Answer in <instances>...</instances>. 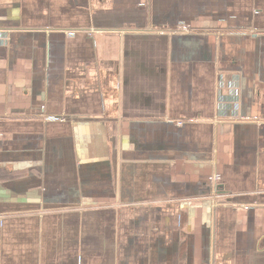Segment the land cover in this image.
I'll return each instance as SVG.
<instances>
[{"label":"crops","instance_id":"0c3cea01","mask_svg":"<svg viewBox=\"0 0 264 264\" xmlns=\"http://www.w3.org/2000/svg\"><path fill=\"white\" fill-rule=\"evenodd\" d=\"M0 264H264V0H0Z\"/></svg>","mask_w":264,"mask_h":264},{"label":"built area","instance_id":"2783aa9c","mask_svg":"<svg viewBox=\"0 0 264 264\" xmlns=\"http://www.w3.org/2000/svg\"><path fill=\"white\" fill-rule=\"evenodd\" d=\"M179 29H180L179 30L180 32H189L190 31L189 28L185 25L181 26ZM219 181H220V176L218 174L211 175L208 179V183L211 186H215Z\"/></svg>","mask_w":264,"mask_h":264}]
</instances>
